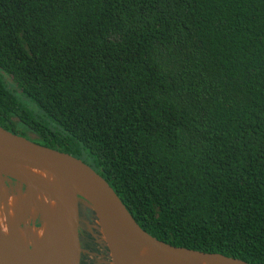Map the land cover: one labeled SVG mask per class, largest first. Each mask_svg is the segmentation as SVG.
I'll list each match as a JSON object with an SVG mask.
<instances>
[{"label": "trees", "instance_id": "1", "mask_svg": "<svg viewBox=\"0 0 264 264\" xmlns=\"http://www.w3.org/2000/svg\"><path fill=\"white\" fill-rule=\"evenodd\" d=\"M0 126L158 240L264 264V0H0Z\"/></svg>", "mask_w": 264, "mask_h": 264}, {"label": "water", "instance_id": "2", "mask_svg": "<svg viewBox=\"0 0 264 264\" xmlns=\"http://www.w3.org/2000/svg\"><path fill=\"white\" fill-rule=\"evenodd\" d=\"M19 166L42 167L54 177L55 182L23 171ZM4 182H13L20 187L32 186L51 196L55 200L56 212L34 262L25 257L23 246L13 238V230L8 238L0 229V264H68L71 259L74 264H79L80 198L74 183L99 222L111 264H132L140 245L150 246L164 254L170 264H200L201 259H207L212 264H250L240 258L158 240L136 223L104 178L84 161L0 126V184L4 185ZM33 201L39 207L38 201ZM67 238L71 239V243L66 246Z\"/></svg>", "mask_w": 264, "mask_h": 264}, {"label": "bare ground", "instance_id": "3", "mask_svg": "<svg viewBox=\"0 0 264 264\" xmlns=\"http://www.w3.org/2000/svg\"><path fill=\"white\" fill-rule=\"evenodd\" d=\"M19 168L23 171L35 173L40 177L55 182L54 177L42 167L31 168L27 166H19ZM74 185L78 197H82L86 200L82 191L75 183ZM23 188L24 189H18L17 191L11 193L8 191L5 185L0 184V229L8 238L12 236L11 231L13 230V238L16 240V243L18 245H20L21 247L23 246L22 248L25 251V257L29 261L34 262L42 240L48 232L49 222L56 212V205L55 200L51 196L44 194L37 188H34L32 186H26ZM31 198H34L38 201V205L40 208L34 201H31L30 204L28 203V200ZM36 212H40L41 214V222L39 223V225H34L32 222V224L30 225H28L26 222L23 226L19 227L17 225L18 222L21 223L20 220L26 217L27 214L34 216ZM93 223L94 226L88 228V240L93 241V238L95 239L96 237V244H101V247L107 248V244L104 240L102 230L96 217H94ZM86 238L87 237H85V239ZM70 243L71 239L67 238L65 241V245L67 246ZM80 253L82 256H86L87 254L89 255V250L80 249ZM108 261L111 264L110 256H108ZM131 263L170 264L168 258L164 254L156 252L153 248L147 245H140L137 247L136 257L132 260ZM68 264H74L73 259H71ZM200 264H212V262L208 261L207 259H201Z\"/></svg>", "mask_w": 264, "mask_h": 264}, {"label": "rangeland", "instance_id": "4", "mask_svg": "<svg viewBox=\"0 0 264 264\" xmlns=\"http://www.w3.org/2000/svg\"><path fill=\"white\" fill-rule=\"evenodd\" d=\"M26 135L29 136V138L33 136V134H31L30 132H26ZM4 183H5L4 185L7 187L8 191L11 193L14 191H17L18 189H24L22 186L21 187L17 186L14 183L11 184V182L10 183L4 182ZM79 198H80V203H79V207H78V215H79L78 229L81 233L80 239H81V243H82V249L83 250H89V255L87 254L86 256H82L80 253V256H81L80 259H82L81 264H110L108 261V256H109L108 249L106 247H101V244H96V241H95V239L97 240L96 237H95V239L93 238V241L88 240V233H89L88 228H91L94 226L93 222H94L95 215L91 211L89 204L87 203V200H85L82 197H79ZM33 199L34 198H31L32 201H33ZM28 203H30V202H28ZM29 215L30 214H27L26 217L22 218L20 220L21 223L18 222L17 225L19 227L23 226L25 222L28 225H30L32 223L34 225H39V223L41 222V217H40L41 214L36 212V214L34 216H31V215L29 216ZM83 237H84V239H83ZM85 237H87V238L85 239Z\"/></svg>", "mask_w": 264, "mask_h": 264}, {"label": "flooded vegetation", "instance_id": "5", "mask_svg": "<svg viewBox=\"0 0 264 264\" xmlns=\"http://www.w3.org/2000/svg\"><path fill=\"white\" fill-rule=\"evenodd\" d=\"M11 184H13V182H11ZM80 234H81V233H80V231H79V229H78L79 246H80V249H82V243H81V239H80ZM80 257H81V256H80V251H79V261H78L79 264H81V260H82V259H80Z\"/></svg>", "mask_w": 264, "mask_h": 264}]
</instances>
